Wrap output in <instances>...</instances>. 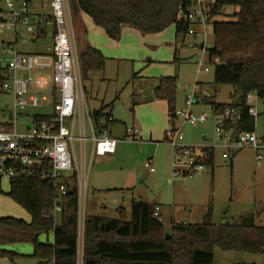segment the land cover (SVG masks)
<instances>
[{"label": "rangeland", "instance_id": "rangeland-1", "mask_svg": "<svg viewBox=\"0 0 264 264\" xmlns=\"http://www.w3.org/2000/svg\"><path fill=\"white\" fill-rule=\"evenodd\" d=\"M33 4L37 7L34 11L49 12V2L44 8H41L39 0H33ZM68 5L77 52L88 44L106 58L102 72L91 74L87 80L82 79V104L89 113L101 107L105 111L111 109L114 122L109 136L117 141L115 154L92 157L85 163L89 173L79 198L80 223L88 216L114 217V209H128L134 199L160 207L164 229L161 235L170 236L171 227L175 224L202 223L203 215L209 207L212 223L215 225L222 222L224 214L229 218L247 214L253 216L256 226L264 227V161L257 166L254 161L255 153L249 149L237 152L232 161L230 158H222V144L214 140L211 108L201 104L205 94L214 96L215 103L229 104L233 87L214 84V65L208 62L207 50L213 45L212 23L232 21L231 15L235 9L224 8L221 15L211 19L206 27L205 41L200 35L202 29L195 25L189 28L187 34L179 37H175L173 26L160 33L147 35L122 27L119 39L112 41L89 17L76 14L74 0H68ZM0 8L6 11L4 0H1ZM79 17L82 23H79ZM51 35L50 28H47L43 36L30 37L23 31L19 33V37L27 44L23 46L19 41L17 50L28 55L49 54ZM14 41L12 33L0 35V67L5 66L8 60L3 54L6 43ZM202 43L203 50L200 47ZM38 75L40 73L21 74L22 77L32 78ZM168 77H176L179 86L177 88L176 85L175 110H183L187 98L195 94L198 104L193 105L192 112H203L210 117L204 126L183 124L181 127L184 144L199 147L208 145L214 149L213 170L206 167L202 173L186 182L173 178L174 154L163 141L165 132L171 127L166 103L159 100L146 103L154 98L158 80ZM29 91L33 95L47 93L35 88H29ZM251 97L254 98L249 105L255 106L257 113L254 132L259 139H264V101ZM12 103L10 93H0V111H5L4 107L8 105L6 113L10 115ZM51 114L52 109L49 107L26 110L24 115L29 119L23 120L18 127L31 126L34 116ZM126 129L137 132L134 140L126 137ZM86 134L89 136L88 128ZM203 136L206 137L205 141L202 140ZM146 164L150 166L146 168ZM9 191L10 183L2 180L0 218L29 222L26 210L5 195ZM79 228L82 231V226ZM39 242L52 244V234L43 235ZM82 246L81 240L80 253ZM5 250L21 256L16 264H37L30 258L32 246L28 243L17 244ZM212 253L214 264H264V252L249 254L222 251L214 247ZM0 264L11 263L0 257Z\"/></svg>", "mask_w": 264, "mask_h": 264}, {"label": "trees", "instance_id": "trees-1", "mask_svg": "<svg viewBox=\"0 0 264 264\" xmlns=\"http://www.w3.org/2000/svg\"><path fill=\"white\" fill-rule=\"evenodd\" d=\"M74 3L76 14L89 17L112 41L119 39L122 27L147 35L173 26L175 37L184 36L189 30L183 15L179 16L189 7L183 0H74ZM227 7L235 9L233 19L212 23L213 45L207 50V59L214 65V84L231 86L233 91L229 104L215 103L214 96L203 98L202 103L211 106L214 113H221L225 108L239 109L238 123L227 125L236 137L254 132L255 120L248 114L250 106L246 96L254 94L264 101V0H215L208 25ZM78 63L81 80H87L91 74L104 70L105 58L99 50L86 44L78 50ZM2 82L0 73V85ZM176 85V77L162 78L154 90V98L167 103L168 113L174 110ZM194 99L196 104L197 97ZM110 116L104 107L90 112L97 134L101 133L99 122ZM51 117L34 116L33 119L40 122ZM202 151L203 164L212 171L214 149L208 147ZM70 181L66 194L59 199L49 182L22 179L10 184V191L5 195L26 210L30 221L0 218V257L16 264L19 256L5 249L20 243L32 246L30 258L37 264H78L79 260L81 264H214V247L249 254L264 252V227L256 226L252 215L231 219L224 214L222 222L215 225L209 207L202 223L175 224L166 240L161 235L162 222L152 218L154 205L132 200L128 209H116L114 217L97 215L84 219L80 253L74 173ZM55 204L60 207L57 217L53 215ZM49 233L52 244L40 243L39 238Z\"/></svg>", "mask_w": 264, "mask_h": 264}, {"label": "built area", "instance_id": "built-area-1", "mask_svg": "<svg viewBox=\"0 0 264 264\" xmlns=\"http://www.w3.org/2000/svg\"><path fill=\"white\" fill-rule=\"evenodd\" d=\"M189 7L180 13L189 24L199 26L202 35L207 36L206 27L210 11L215 0H183ZM49 13H33L30 3L26 0H4L8 17L0 13V35L12 33L15 41L6 43L3 54L8 58L6 65L0 67L3 82L0 93H10L13 99L12 113L7 115L9 108L5 105L0 111V182L10 184L22 179H32L51 183L59 199L67 192L71 184L70 175H76L78 202L84 189V174L86 158L84 148L91 146L90 155L105 156L114 154L117 141L109 136L113 125L110 117L99 122L101 133L97 134L90 119V113L82 104L81 75L78 63V52L75 45L74 27L68 0H49ZM17 4V6H16ZM45 26L53 29L51 35L50 53L46 55L22 54L17 50L21 43L19 33L30 37L43 33ZM198 33V32H196ZM201 49H204L203 43ZM200 66V64H199ZM40 73L32 78L22 77L21 74ZM29 88H35L46 94L33 95ZM254 94L246 96V103L254 98ZM256 97V96H255ZM194 95L187 98L183 110H173L168 113L170 130L164 135L165 143L171 148L175 159L173 178L187 181L194 175L205 170L204 155L193 145L184 144L181 131L183 124L204 126L209 116L203 112L193 113ZM250 106V105H249ZM49 107L52 109L51 118L36 122L32 117L31 126L18 127L23 120L29 119L26 110ZM248 114L256 119L255 106H250ZM239 109L225 108L221 113L212 112L214 122V140L222 144L224 159L231 158L235 153L249 149L255 153V162L264 161V139H259L255 132L241 133L234 137L227 125L237 124L240 120ZM21 118V121H20ZM88 128V134L87 132ZM126 137L136 138L137 132L125 130ZM77 144L83 152V165L76 167L74 145ZM213 148V147H211ZM86 158V160H85ZM91 158H89L90 161ZM150 165L146 164L148 168ZM150 172H153L150 169ZM83 183V184H82ZM60 213L59 205H54L53 215ZM152 218L161 222L160 208L154 206ZM78 215V225L80 223ZM82 231L79 228V241ZM81 264L80 260L79 263Z\"/></svg>", "mask_w": 264, "mask_h": 264}, {"label": "crops", "instance_id": "crops-1", "mask_svg": "<svg viewBox=\"0 0 264 264\" xmlns=\"http://www.w3.org/2000/svg\"><path fill=\"white\" fill-rule=\"evenodd\" d=\"M18 1V0H17ZM48 1L49 0H39V2H40V6H41V8H44V7H46L47 6V4H48ZM35 9H37V7H35V5L33 4V0L30 2V11L32 10L33 11V13H36L37 11H34ZM37 13H39V12H37ZM49 12H45V14H48ZM1 14H2V16L3 17H5V18H7L8 17V13L6 12V11H4V10H1ZM80 17H82V15H81V13H80ZM78 18L79 19V23H82L81 21V18ZM83 25V24H82ZM81 26V25H80ZM47 28H50L51 29V33L53 32V29H52V27L51 26H45L44 28H43V30H44V35H45V33H46V30H47ZM21 44L23 45V46H26V44H27V42L26 41H21ZM106 59V58H105ZM205 71H207L206 69H205ZM195 91V90H194ZM194 96L195 97H197V95H195L194 94ZM210 97H212L211 95H207V94H205V97L204 98H210ZM153 101H156V99L155 98H152V99H150L148 102H146V103H151V102H153ZM166 103V102H165ZM196 104H198V101H197V103ZM201 104H203L202 103V100H201ZM166 105H167V103H166ZM203 105H205V104H203ZM112 108V107H111ZM210 108H211V106H210ZM167 111H168V106H167ZM106 112H109L110 113V115H111V109L109 110L108 109V111L106 110ZM211 112H213L212 111V108H211ZM111 118H112V115H111ZM114 122V121H113ZM213 126H214V122H213ZM194 127V126H193ZM111 129H112V127H111ZM110 134H111V130H110ZM202 140L203 141H205L206 140V137L205 136H203L202 137ZM193 146H196L197 148H199L200 149V151H201V153L203 154V149L204 148H208V145H205V146H201V147H199V146H197V145H193ZM75 147H76V150H75ZM115 150H116V148H115ZM242 151V150H241ZM84 152H85V155H86V158H88V160H89V158H92V157H98V158H101V157H103V156H93V155H90V152H91V146L89 145V144H87L86 146H85V148H84ZM224 152V151H223ZM75 153H76V155H75ZM116 153V151L114 152V154ZM236 154L237 153H235V155L233 156V157H231L230 158V160L232 161V159L236 156ZM74 155H75V159H76V161H75V164H76V167L78 168V167H80V165H83L82 163H83V156L82 155H84L83 154V152L81 151V148L77 145V144H75L74 145ZM113 154H110V155H105V156H112ZM204 155V154H203ZM223 155V154H222ZM222 155H221V157H222ZM86 158H85V160H86ZM223 158V157H222ZM174 161H175V159H174ZM254 161H255V158H254ZM256 163V162H255ZM84 164H85V162H84ZM257 166H260V164L258 165V164H256ZM89 168V167H88ZM88 173H89V171H88V169H87V171L85 170V174H84V177L85 178H87V180H88ZM151 173H153V172H151ZM168 182H170V180L168 181ZM132 200H134V199H132ZM141 201V200H140ZM154 206H158L157 204H155ZM160 208V207H159ZM116 209H114V211H115ZM242 215H244V214H242ZM238 216H241V215H238ZM223 218V217H222ZM234 218H236V217H231V219H234ZM162 225H163V223H162ZM43 236V235H42ZM41 236V237H42ZM40 239V238H39ZM20 244H22V243H20ZM29 244V243H28ZM17 245V244H16ZM13 247H15V245H11V246H8V247H6V248H8V249H11V248H13ZM15 253V252H14ZM16 254V253H15ZM19 256V255H18ZM21 256H19V258H20ZM17 260H19V259H17ZM15 263H16V261H15ZM48 264H53V263H48Z\"/></svg>", "mask_w": 264, "mask_h": 264}, {"label": "water", "instance_id": "water-1", "mask_svg": "<svg viewBox=\"0 0 264 264\" xmlns=\"http://www.w3.org/2000/svg\"><path fill=\"white\" fill-rule=\"evenodd\" d=\"M177 88H179V86L177 85ZM165 239L168 240L169 239V235L165 234Z\"/></svg>", "mask_w": 264, "mask_h": 264}]
</instances>
